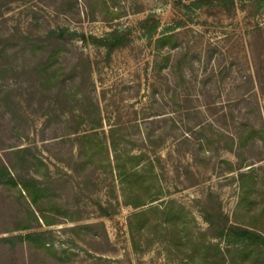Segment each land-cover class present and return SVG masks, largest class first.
<instances>
[{"label":"rangeland","instance_id":"374dc122","mask_svg":"<svg viewBox=\"0 0 264 264\" xmlns=\"http://www.w3.org/2000/svg\"><path fill=\"white\" fill-rule=\"evenodd\" d=\"M178 1L0 0V163L13 166L17 182L21 171L49 188V199L40 206L52 223L41 219L20 183L0 182V264H206L201 253L191 258L178 248L164 229L151 228L141 250L134 248L129 218L137 209L124 204L116 170L103 154L91 162L79 156L75 133L93 124L70 114L72 108L81 113V102L71 97L76 92L87 93L98 106L102 124L91 132L98 131L96 140L103 147L110 146L114 128L125 135L123 147L155 161L164 196L154 205L171 199L185 205L196 219L186 230L202 243L219 242L226 250L225 264H264V248L256 261L254 251L242 257L236 245L213 238L203 212L209 202L229 224L264 233V5L236 0L232 14L216 9L200 17L192 13L193 20L178 29H183L181 46L190 49V83L178 86L192 96L188 116L185 103L174 96L179 80L174 71L166 69L165 80L153 77V46L139 30L141 19L154 14L161 20L159 31H167L182 19ZM114 28L128 30L132 41L108 57L91 36L103 37ZM51 32L65 33L66 39L60 76L65 83L59 81L52 90L29 71L37 63L33 49ZM88 58L91 76L82 81L78 71L87 72ZM73 65H79L76 79H70ZM60 88L70 94L69 104L59 98L63 95L57 97ZM251 124L256 132L249 130ZM140 132L161 135L165 142L138 148L133 143ZM21 150L28 158L22 167ZM113 155L110 149L111 160ZM243 173L251 175L243 177L249 204L243 201ZM34 232H44L46 247L20 242Z\"/></svg>","mask_w":264,"mask_h":264},{"label":"trees","instance_id":"16d2710c","mask_svg":"<svg viewBox=\"0 0 264 264\" xmlns=\"http://www.w3.org/2000/svg\"><path fill=\"white\" fill-rule=\"evenodd\" d=\"M253 1L256 6L260 4L264 5V0ZM176 6H178L177 9L179 10V13L183 14L182 19L180 17L175 19L172 25H168L167 31H159L161 20L154 14H150L141 19L139 22V30L143 33L150 45L153 46V77L165 80L167 79V76L164 71L168 68L174 71L175 76L180 80V82L178 80L176 85H174V96L176 99L179 98L185 103V106L182 108L189 116L192 110V107L189 106V103L192 104V96L185 91H180L178 86L181 87L182 84L186 82L190 83L187 79V70H191L192 68L190 67L191 62L187 60L190 56V49H183L181 46L180 37L183 34V29L180 31H178V29L186 26L188 20H193L191 17L192 13L197 12L198 17H200L201 15L199 14H204L206 13L205 11L216 9L232 14L236 8V0H189L188 3L179 0ZM180 11H183V13ZM70 37H73V34ZM91 38L92 43L107 49L108 57H111L112 53L116 50L129 46L132 41L131 33L128 30L118 28H114L103 37L91 36ZM83 39L88 41V38L85 35H83ZM65 42V33L51 32L46 40H41L42 45L39 48L33 49L32 52L33 56H36L37 63L31 67L29 71L33 73L38 80L46 81L47 83L49 82V89L51 90L53 89V85L58 86L59 81H62L63 84L65 83L60 77L62 68L61 56L64 51ZM25 51L26 50H23V52ZM5 65H11V61H8ZM84 66L87 72L83 71V73H79V65H73L70 69L72 72L70 79H76L79 76H83L82 81H84L87 78H90L92 64L89 58L84 62ZM77 71L79 76L77 75ZM252 77L253 76H251V81ZM43 84L45 83L42 82V85ZM155 85L156 84H153L152 86L155 87ZM164 86V83H162V87ZM170 89V86L167 87V90L170 91ZM154 90L156 95V93L159 92L158 86H156ZM62 92L63 90L60 88L59 92L56 93L57 97L63 95L59 98H62V102L69 104L68 100L71 101L69 99L70 94H66V92L63 94ZM79 94V92H76L73 96L71 95V97L75 102H81V113H78V115H76V113L74 114V108L69 112L70 114L72 113L74 120H77L80 123L87 124L89 122L93 124L90 130H85L82 134L78 132L75 133L77 134L75 140L80 147L79 156L81 158L85 156L87 162H91L93 159L95 160L98 158V155L103 154L101 158L106 161L112 171L116 170V175L118 176V179H120L119 189L121 193L119 194L122 196L124 204L137 209L129 218V230L134 248L136 250H141L142 240L147 238L151 228H157L161 231L164 229L171 234L172 242L178 248L182 247L184 250L192 254L190 255L191 258H195L197 253H201L206 264H225L226 250L224 251L222 249L219 242L213 243L210 241V243L207 244L202 243L198 241L196 234L192 230H186L190 227V224L196 222V219L192 216L191 212L185 205L179 204L174 199H171L168 202L165 200L160 201L156 205L153 204L154 202L161 200L164 193L160 185V178L156 173V164L152 157H148L145 152L140 153L139 155L132 154L131 149L123 147L122 145L125 143V141H123L125 140V135L114 128L110 131V146L105 145V147H103V143L100 140H96L98 131L91 132V130H96L101 127L102 124L100 116L98 115V106L92 101L87 93ZM95 106L97 107L93 110ZM250 126L251 129L249 130L254 132V125L251 124ZM138 136L139 139L133 143L138 148H142V145L146 147L149 143L158 148L165 142V139L162 138L161 135L158 136L151 132H140L138 133ZM156 138H160V141L155 145L153 142ZM230 139L234 142V137H231ZM245 142L246 139H243L239 145L240 148L245 146ZM131 148L133 149V147ZM110 149L114 152L112 160L110 157ZM26 151L27 150L20 151V167L28 162L25 153ZM10 169L13 170V166H10ZM10 169L4 163H0V182H7L14 186H17L20 183L31 203L42 212L41 219H43L48 225L52 224L48 218V214L43 213L40 206V201L43 198L49 199V188L34 176L30 175L28 177V174L25 176L21 171L20 182H17ZM253 171L254 170H251L250 173H253ZM250 176L249 173H243L240 176V178H242V190L244 191L243 201L248 204L251 202V192L250 189L245 186L243 177ZM23 191H20L21 194H23ZM55 204L56 207H59V204ZM101 208L103 211L108 212V208ZM30 212H32L33 218L39 222V218L36 216L35 212ZM203 212L204 219L209 225L208 231L215 232L213 238H225L228 246L236 245L237 248L241 250L242 257L247 256L254 251L257 261V257L262 253L260 251L264 248L263 232L238 224H229L228 218L222 213L221 209L214 207V205L209 202L204 204ZM26 240H28L27 242H34L43 247H46L48 244L44 238V232L28 233L25 237H20L21 243L26 242ZM255 251H257V253ZM211 257L213 258L211 259Z\"/></svg>","mask_w":264,"mask_h":264}]
</instances>
